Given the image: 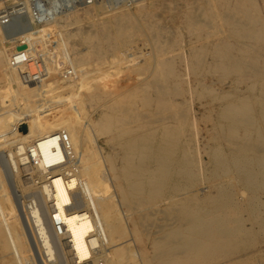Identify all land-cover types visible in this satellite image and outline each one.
<instances>
[{"label": "bare ground", "instance_id": "bare-ground-1", "mask_svg": "<svg viewBox=\"0 0 264 264\" xmlns=\"http://www.w3.org/2000/svg\"><path fill=\"white\" fill-rule=\"evenodd\" d=\"M5 1L0 0V5ZM144 7L137 15L123 10L115 12L110 16L109 25L103 26V23L87 37L84 34L91 41V47L83 54L101 59L105 54L102 45L107 40L111 44L109 48L118 54L117 61H133L134 57L130 59L125 53L131 37L146 30L155 38L160 33L152 25L140 22L145 17L142 15L151 11ZM193 7L187 6L189 11L186 8L185 13H182L184 9L180 11L186 14V26L191 32L196 31L195 40L200 41L195 50L192 46L195 58L192 57L189 64L198 76L201 91L209 95L206 111L213 112V136L219 141L213 149L214 174L218 175L219 170L220 174L226 175L231 187L219 190L210 209L183 206V213L190 218L188 233L182 237L181 245L189 253L202 247L221 249L233 245L234 236L242 232L241 210L248 211L254 219L259 216L257 220L264 226V212L260 211L259 204L257 206L255 194L257 189H264V0H218L217 5L204 0V4ZM1 12L0 25L6 21V15ZM25 31L22 35L16 34L20 35L18 40L13 38L16 43L10 42L11 37L7 40L0 31L6 39L2 38L3 47H0V81L5 77L12 80L11 84L5 83L7 87L0 82L7 88L0 86V149H8L16 184L22 191L33 193V198L39 202L36 200V204L26 209V218L40 251L46 255V260L55 264H99L101 258L105 264H123L127 260V264H137V260L140 264H149V257L132 247L136 237L139 239L140 231L139 228L132 229L127 216L130 213H125L121 207L123 204L128 207L131 202L142 206L166 191H181L182 180L195 177L194 160L188 157L190 147L183 137L185 125L196 126L195 117L191 120L187 115L189 108L186 109L188 112L184 107L179 109L174 100L184 90L179 87L184 76L174 62L163 57L165 47L161 46V41L155 44L154 52L144 62L132 65V68L149 72V78L135 82L125 90L101 82L94 83L87 94L78 93L79 85L85 87L88 70L82 65L76 68L75 64L69 63L70 58L68 61L60 54H55L53 59L46 57L42 85L38 86L34 81L29 82L32 62H27L36 54V38L32 31ZM9 33L8 37L13 35ZM12 62L18 68L15 73ZM69 64L74 66L71 69L81 72L75 70L78 73H72ZM7 68L10 69L4 71ZM45 74L52 75V80H46ZM220 82L225 86L218 91L215 84ZM149 89L152 94L143 95L144 102L154 107L147 113L143 111L147 115H141L136 119L137 124L131 125L128 119L132 111H128L126 104L135 94ZM104 96L110 97L102 104L105 109L99 120L94 121L90 114L87 115L85 103L90 100L92 104L93 98ZM11 106L17 108H8ZM109 131H113L123 148L121 173L113 157L105 154L99 143V135ZM64 132H67L66 138ZM238 182H242L250 193L243 204L236 197L240 191ZM6 190L0 174V245L7 246L14 240L19 247H14L10 255L0 253V263L30 264L26 252L32 248V242L17 215L13 220L8 216L12 214V218L16 208ZM137 221L140 220L133 221L134 226ZM23 240L26 247L20 248ZM177 247L168 238L162 240L159 264H179L175 253Z\"/></svg>", "mask_w": 264, "mask_h": 264}, {"label": "rangeland", "instance_id": "rangeland-1", "mask_svg": "<svg viewBox=\"0 0 264 264\" xmlns=\"http://www.w3.org/2000/svg\"><path fill=\"white\" fill-rule=\"evenodd\" d=\"M211 1H213V3H216L217 5L218 0H211ZM198 2L204 4V0H94L92 2H88V0H76L75 4L73 5H67L68 3L66 2V0H53V2H50L48 0H7L0 5V11H2L1 14L3 13V15H6L5 17L6 21L1 23L0 31L4 33L3 34L4 36L6 35L5 38L7 40H11L12 38V40L10 41L12 43H16L17 42L16 40H18L20 35L26 32L25 31L26 29L32 31L35 34L36 45L34 44V46L38 50L36 49L35 52L36 54H34V56H31V59L29 58L30 60L28 59L27 61L29 63L32 62L31 66H29L28 64L29 66V72L27 71L28 75L30 74L33 75L34 73H36L35 71H38V69L40 68L39 73L36 74V77L38 79L34 78V79H30L29 81V82L34 81L35 85L37 84L38 86L42 85L41 77L44 76L43 72L45 71L44 70L46 64L45 59L47 56L48 57L50 56L49 58L53 59V57L55 58L56 56L55 54H60L61 56H64L68 61H70V59L71 61L74 60L73 62L70 61L69 63H73V65L75 64L76 68H80V65H82L81 67H84L83 69L88 70V73L86 75V79L88 76V80L85 83V87L84 85L83 86L79 85L80 87H77L78 93L80 92V94L82 95L87 94L89 90H91L93 86H95V84L98 85L101 82H103L102 84L108 83L107 85L112 84L111 88L112 87L116 88L118 86L117 89L125 90L135 82L146 81L150 76L149 72L141 68L140 69L136 67L132 68V65L134 62H136L134 64H139L144 62V60H146V57H149L152 54V52H154L156 47L155 44H157L158 42L160 43L162 41L160 44H162L161 46H163V48L165 47L164 48L165 53L163 54V57L168 58L170 59V61L174 62V64L177 66V69L180 70L182 77L184 76L183 77L184 81L180 84L179 87L180 88L184 87L183 89L185 91H188L185 92L184 90H182V92L180 91V94H177L179 96L175 94L176 96L174 98L173 95V98L177 102L178 105L177 107H179V109H181V107L182 108L184 107L186 111V109L189 108L188 110L189 113L187 115L191 120L195 117L193 120L195 121L196 123L195 127L197 128L194 127L195 128L194 129L192 127H188V125L187 126L185 125L186 130L185 133L183 134L186 144L188 145V147H190L188 149V157L194 160L193 164L195 165H193V171L195 173V177L192 179L187 177L186 179L182 180L183 189L181 191H169V192L166 191L162 196H157L153 198V200L148 202L147 204L142 206L139 205L141 208L138 206V204L134 202L128 204L129 205L128 207L125 204L122 205L121 207L122 210H124L125 213L127 214L130 213V215L127 216H129L128 219L130 218L128 221L132 229L139 228L138 230L140 231V237L139 239L136 237L137 241L135 239V244L132 247L134 249L136 248V250L143 253L144 255H147L149 257V264H159L162 258V256L159 253V243L165 238H168L169 240H171L172 243L178 245L175 253H176V257L180 261L179 264H264V226L262 227L261 223L258 222L257 219H259V216L254 219L251 217V214L246 210H241L240 212L239 216H241L240 223H241L242 232L240 235L234 236L233 245L221 249L212 248V247L211 248L202 247L196 249V251H192L191 253L185 251L183 249V246L181 245L182 237L184 236V234L188 233L187 224H188V219L190 218V215L187 216L183 213L184 211L183 206L192 207L196 209L197 208L210 209L214 203V197L218 195L219 190L223 188L230 189L231 187V181L226 175L220 174L219 170H217L218 175L214 174L215 165L213 163V149L215 145H218L219 141H217L213 136L214 134L212 128L213 112L206 111V107L209 106L207 103V101L209 100L208 99L209 95L206 94V92L201 91V87H199L200 84L197 82L198 76L194 73V70L189 64L191 60H193L192 57L195 58V56L192 55V53L195 54L194 50L196 49V47L200 45V41L195 40L197 39L196 33H194L196 31L191 32V30L186 26V21H185L186 14L184 15L182 13H185L187 6L195 7V5L197 6V4H199ZM143 5L146 6L144 7ZM142 7H144L145 9L148 8V10L150 9L151 11L150 10L149 11L152 12L153 14L149 12V14L148 13L146 14L148 15L147 17L146 15H142V17L143 16L145 17H143L144 19H141L142 17H140L139 18L141 19L140 22L144 23V25H152L153 27H155L156 30H158V33L159 32L160 33L155 38L152 37L151 32H150L151 34L149 35L148 33L149 30H146V32L143 33H141L142 31L136 32L131 37L132 41L130 40L131 42L126 47L125 53L130 59L134 57L133 61H129V62L127 61L119 62V60L117 61L118 54L115 53L112 50V48L111 49L109 48L111 47V44H109L107 40H105L102 45L103 49H105L104 50L105 54H103L104 56L101 58L102 60L96 57H93L94 58L93 59L92 57H88V55H86L87 51L91 47L90 46L91 41L88 38H86L90 32L96 31L95 28L99 27L100 25H103V23H104L103 26L109 25L111 23V17L115 14V12L123 10L129 12L132 15L133 14L137 15L138 11H140ZM104 8H106V10ZM22 9L25 10L26 12L23 11ZM180 11L182 13H180ZM187 11H189L188 8ZM7 14L9 15L7 16ZM181 16L184 17V20L183 19L181 20L182 18ZM102 19L103 20L106 19V21H103ZM92 20L94 23L91 22ZM98 21L100 22L96 23ZM3 25H6L8 28L3 27ZM87 29L88 32L86 31ZM7 32L8 33L12 32L9 34H13V35L12 36L10 35L8 37ZM2 33L0 35V47H3L2 44L3 39L6 40L2 36ZM16 34H20L19 37ZM84 34L86 35V37ZM13 38L16 40H13ZM157 39L158 40L160 39V41H158ZM190 40L193 41L191 42ZM62 42L65 44H62ZM66 44L67 46H65ZM192 46L194 50H191ZM62 47H64L65 49ZM105 47L108 48L106 49ZM85 52L86 54L84 55L83 53ZM76 53L78 55H76ZM81 55L86 57L83 56L81 57ZM73 57H75L76 59ZM87 57L88 60H86ZM81 58H84L85 62L87 61L86 62L87 65ZM178 59H180L181 61ZM136 60H138V62ZM11 64L13 65V69L15 68L13 72L15 73L18 70V68L14 67L15 65L13 64V62ZM73 65L69 64L68 66L69 71L71 70V72L72 73L74 72L75 74L81 72L80 70L78 71V69L76 68L75 70L78 72L73 70L74 69ZM70 67L73 69H71ZM31 68L34 69L32 70ZM8 69L10 68L5 69L4 71H7ZM90 69L91 70L96 69L97 71L96 70H95L96 72L93 70L90 71ZM100 72H102V74ZM15 76L17 77V75ZM45 78L46 80L51 81L52 75L45 74ZM215 80H216V76H215ZM227 80L228 79H226L225 81ZM0 82H3L5 87H7L6 85L8 84V82H10L9 84H11L12 80H10L8 77H5ZM4 85L0 83V86H2L3 89H7L4 87ZM18 85L20 86L21 83H19ZM215 86H216V90L220 91L221 88L224 87L225 85H221L220 82L219 84L216 83ZM57 93L58 92H55L54 94L57 95ZM146 94L151 95L152 91L149 89L145 92L137 93L135 94V96H133L131 100H128V103L126 104V108L129 106L127 108L128 111H132L129 112L130 116L128 119L131 122V125H136L137 120L141 118V115L144 116L147 115V114H143V111L144 113L145 112L147 113L148 109H153L154 107L153 105L150 106L146 105V103L144 102L143 95L145 96ZM109 97L104 96V98H100V99L97 97V99L93 98V100L91 98V100L95 104L93 102H91L92 104H90V100H88L89 103L88 102L85 103V111H87V115L90 114L89 117L94 121L99 120L101 116V112L104 111L105 109V106H103L102 104L107 102ZM0 98H1L0 99V103H1L2 97ZM181 100L183 101V103L180 102ZM178 102L182 104H179ZM52 104L55 105V103ZM12 107L13 108L15 107V109L17 108L16 106H11L8 108H12ZM130 113L132 114V116ZM135 116H137L138 118ZM64 134L66 138L67 132H64ZM99 143L103 147L105 154H110L111 157H113L114 163L116 164L118 170L121 173L120 168L122 166L121 164L124 156L123 148L115 139L113 131L100 134ZM225 144L226 145L224 146V149L225 152H227L228 145L226 141ZM0 150H1L0 174L3 176L6 184V188H7L6 192L8 191L7 192L8 196L10 197L12 196L16 208L15 212L13 213L15 216L13 215L12 218H11L12 214L8 216H10V219L13 220L14 218L16 219V215H17L19 222L21 220L22 222L21 224H23L22 227L26 236H28L29 239H31L32 248H29V250H27L26 252V254L30 257V264H55V262L53 263L52 261L46 260L44 257L46 255H44L40 251V247L36 243V240L32 233L33 231L31 228V224H29L30 222L27 219L28 215H26V211L30 208L29 206L36 204L37 198H33L34 195L31 192L30 194H28V191L25 192L22 191L20 187L16 184L17 179L16 177H14L15 171L11 168L12 165L8 155V149L4 148ZM112 181L116 182V179L112 178ZM123 183L126 185L125 181H123ZM237 188H239L240 190L238 191V194H236L237 201L240 202V204H243L247 200L248 196H250V193L248 189H246L245 186L242 184V182H238ZM107 189L105 187V190ZM255 194H257L256 196L258 200L257 206L259 204L260 211L264 212V189L262 188L257 189V192ZM164 198H167L165 199V202L162 201V199ZM134 205L137 206L138 209H136L137 207L135 208L136 210L133 209L135 207ZM147 210L153 212V215L151 212L148 213ZM160 210H163L165 212ZM136 219L140 221H137V224L134 226L133 221ZM175 231H178L179 233H176ZM25 242L26 241L23 240V243L20 245L21 246L20 248L26 247ZM9 245L7 246L0 245V253L10 255L11 252L14 250V247L16 248L19 247V245L16 244L14 240L10 241ZM102 259L103 258L98 260L99 264L106 263ZM127 261H125L126 263L123 264H127L128 263ZM0 264H2V262ZM137 264H140L139 260H137Z\"/></svg>", "mask_w": 264, "mask_h": 264}, {"label": "built area", "instance_id": "built-area-1", "mask_svg": "<svg viewBox=\"0 0 264 264\" xmlns=\"http://www.w3.org/2000/svg\"><path fill=\"white\" fill-rule=\"evenodd\" d=\"M48 1L53 2V0H48ZM92 1H94V0H88V2H92ZM66 2L68 3L67 5H73V4H75L76 0H66ZM38 65H40V64H38ZM39 71H40V68L38 69V71H35L36 73H34L32 75L31 79L37 78L36 74L39 73Z\"/></svg>", "mask_w": 264, "mask_h": 264}, {"label": "water", "instance_id": "water-1", "mask_svg": "<svg viewBox=\"0 0 264 264\" xmlns=\"http://www.w3.org/2000/svg\"><path fill=\"white\" fill-rule=\"evenodd\" d=\"M21 48V47H20ZM0 77H1V74H0Z\"/></svg>", "mask_w": 264, "mask_h": 264}]
</instances>
